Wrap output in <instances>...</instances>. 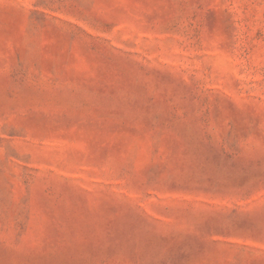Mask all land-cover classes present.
Here are the masks:
<instances>
[{
    "label": "rangeland",
    "instance_id": "obj_1",
    "mask_svg": "<svg viewBox=\"0 0 264 264\" xmlns=\"http://www.w3.org/2000/svg\"><path fill=\"white\" fill-rule=\"evenodd\" d=\"M0 264H264V0H0Z\"/></svg>",
    "mask_w": 264,
    "mask_h": 264
}]
</instances>
